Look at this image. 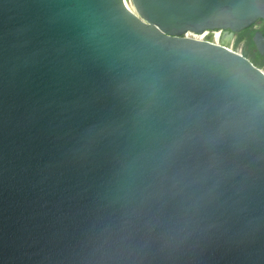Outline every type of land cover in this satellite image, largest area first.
<instances>
[{
    "label": "water",
    "instance_id": "water-1",
    "mask_svg": "<svg viewBox=\"0 0 264 264\" xmlns=\"http://www.w3.org/2000/svg\"><path fill=\"white\" fill-rule=\"evenodd\" d=\"M258 23L264 0H0V264H264V70L192 36Z\"/></svg>",
    "mask_w": 264,
    "mask_h": 264
},
{
    "label": "flooded vegetation",
    "instance_id": "flooded-vegetation-1",
    "mask_svg": "<svg viewBox=\"0 0 264 264\" xmlns=\"http://www.w3.org/2000/svg\"><path fill=\"white\" fill-rule=\"evenodd\" d=\"M251 29V31L254 33L253 34V37L251 38L250 40V37H246V36H242L241 34L244 33L245 31ZM245 31H243L242 33H239V34H232V33H229L230 35H227L228 37H231L232 38V41L234 43H245V44H250L251 42L254 43V38L255 36L260 33V34H263L264 35V23H258L254 26H252L251 28H249ZM214 33H220V36H221V40L220 42H218V44H221V42L223 41V38H224V35L226 34V32L224 31H215V32H211L210 33V36H214ZM222 33V34H221ZM196 36H202V35H196ZM206 39V38H205ZM205 39H202V40H205ZM208 40V39H206ZM211 40V39H210ZM213 41V40H211ZM255 46V45H254Z\"/></svg>",
    "mask_w": 264,
    "mask_h": 264
},
{
    "label": "trees",
    "instance_id": "trees-1",
    "mask_svg": "<svg viewBox=\"0 0 264 264\" xmlns=\"http://www.w3.org/2000/svg\"><path fill=\"white\" fill-rule=\"evenodd\" d=\"M253 32L251 31V29L245 31L244 33H242V36H246V37H253ZM250 55L248 56L252 62L257 65L259 68H262L264 66V57H262L258 52L256 53L255 51V44L253 42H251L250 44Z\"/></svg>",
    "mask_w": 264,
    "mask_h": 264
},
{
    "label": "bare ground",
    "instance_id": "bare-ground-1",
    "mask_svg": "<svg viewBox=\"0 0 264 264\" xmlns=\"http://www.w3.org/2000/svg\"><path fill=\"white\" fill-rule=\"evenodd\" d=\"M128 3V2H127ZM128 6L130 7V8H132L131 7V5L128 3ZM133 9V8H132ZM222 34V33H221ZM195 35V34H194ZM193 36V35H192ZM194 38H196V39H199V40H202V39H208V41H211L210 39H212V40H214V41H212V42H214V43H216V44H218V42H220V40H221V36H220V33H214V36H210V33H207L206 35H202V36H194ZM205 39V40H206ZM224 41L226 42V43H230V42H232V38L231 37H228L227 35H225L224 36ZM230 48V47H229ZM231 49V48H230ZM233 50V49H232Z\"/></svg>",
    "mask_w": 264,
    "mask_h": 264
},
{
    "label": "rangeland",
    "instance_id": "rangeland-1",
    "mask_svg": "<svg viewBox=\"0 0 264 264\" xmlns=\"http://www.w3.org/2000/svg\"><path fill=\"white\" fill-rule=\"evenodd\" d=\"M132 7V6H131ZM193 36H196V35H193ZM212 40V39H211ZM214 41V40H213ZM229 47L231 49H233L234 51L236 52H239V53H242V54H246L247 56L250 55V45L248 44H245L244 42L243 43H234L233 41L230 42L229 44ZM255 50H256V47H255ZM257 53V51H255ZM262 69L264 70V66L262 67Z\"/></svg>",
    "mask_w": 264,
    "mask_h": 264
}]
</instances>
